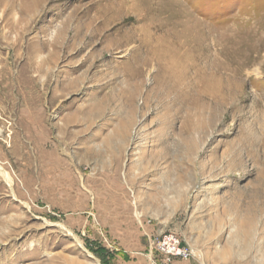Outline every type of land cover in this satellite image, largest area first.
Masks as SVG:
<instances>
[{"label": "rangeland", "instance_id": "rangeland-1", "mask_svg": "<svg viewBox=\"0 0 264 264\" xmlns=\"http://www.w3.org/2000/svg\"><path fill=\"white\" fill-rule=\"evenodd\" d=\"M29 1L0 14V264H264V0Z\"/></svg>", "mask_w": 264, "mask_h": 264}, {"label": "bare ground", "instance_id": "bare-ground-1", "mask_svg": "<svg viewBox=\"0 0 264 264\" xmlns=\"http://www.w3.org/2000/svg\"><path fill=\"white\" fill-rule=\"evenodd\" d=\"M29 2H31V4L32 3H35V2H37L36 0H30ZM38 3V2H37ZM16 4H17V0H0V14H1V20L2 21H6L5 23H6V26H9V27H11V28H18L19 29V26H17V25H20V23H21V21L22 20H24L23 19V17L21 16V15H19V13H18V11H17V9H16ZM29 11H30V9H29ZM35 12H36V9H35ZM32 13V12H31ZM33 15V14H32ZM29 16H30V14H29ZM28 19H30L29 17H28ZM70 22V21H69ZM26 25V24H25ZM29 25V24H28ZM27 25V27L26 28H29V26ZM73 28V27H72ZM66 29V28H65ZM77 29V28H76ZM79 29V28H78ZM5 31V30H4ZM80 31H81V29H80ZM80 31H75V34L73 35V37L71 38L72 40H73V38H75V37H78V35H80V34H82V33H80ZM83 31V30H82ZM72 32V31H71ZM87 33V32H86ZM86 33H85V36H86ZM61 34V33H60ZM67 34V33H66ZM98 34L97 33H91V35H90V37H89V41L87 42V44L86 45H89V44H91V45H93L92 43L95 41L94 39L96 38V36H97ZM59 36H61V35H59ZM84 36V37H85ZM109 38V37H108ZM72 40H70V42L72 43ZM82 40V39H81ZM74 41V40H73ZM80 41V40H79ZM101 41H102V39H101ZM104 41V40H103ZM64 42H65V40H64ZM70 42H69V44H70ZM57 43V42H56ZM69 44H67V46H66V48H69L71 45H69ZM57 45V44H56ZM75 45V44H74ZM55 46V45H54ZM39 47V46H38ZM38 47H37V49H38ZM42 47V46H41ZM70 50H72V46L70 47ZM111 49H110V45L109 44H105L102 48H101V51L102 52H107V51H110ZM58 51H59V49H58V47H56L54 50H53V52L52 53H50L49 55H46V56H48L47 57V59H41L40 60V58H41V56H39V60L37 59L38 58V56H37V58H36V56H33V57H31L30 59V63H31V68H32V66L34 67V68H38V70L40 71V75L42 76V74L41 73H43V72H41V71H44L45 69L43 68V63H49V64H52V63H54L55 61H57L56 59H57V54H58ZM91 51V50H90ZM36 52H38L37 50H36ZM35 52V53H36ZM66 54H69V50H66ZM36 55V54H35ZM45 56V55H44ZM96 56H98V54L96 53L95 54V52L94 51H91V52H89V54H88V56L86 57V60H85V62L84 63H89L88 65H87V68H86V70L85 71H83V74L82 75H80V76H77V77H64L63 78V87H62V91H63V94L62 95H64L65 93H67V92H69V91H71V90H76V89H78V87L80 86V84H82V83H85V81L84 80H87V82L89 83V82H92L93 81V78H89V77H87V74L88 73H90L91 72V70H92V68H94L93 66L95 65V59L97 58ZM36 60H38V61H36ZM44 69V70H43ZM46 71V70H45ZM62 71H64V70H61V71H58V73L56 74V76L58 77V78H60V74L62 73ZM48 73L50 74V75H52V73H51V71H50V69H49V71H48ZM91 74V73H90ZM116 79V78H115ZM58 80V79H57ZM48 81H50V80H48L47 79V81L45 82V85H47V83H48ZM58 82H60V80L58 81ZM57 83V82H56ZM60 84V83H59ZM124 91V89L123 88H119V89H116L115 88V90H113L110 94H107L106 96H107V104L109 105V106H112V105H116V107H119L118 106V104H117V100L118 99H120L121 98V93ZM54 100V99H53ZM105 103V102H104ZM119 109V108H118ZM99 112V111H98ZM97 112V113H98ZM101 113V112H100ZM99 113V114H100ZM95 114V113H94ZM0 172L3 174V176H5V178H6V181L9 183V185H10V187H12L13 186V177L11 176V174H10V171H8V170H6L5 168H4V166L2 165V163L0 162ZM14 189V188H13ZM100 264V263H99Z\"/></svg>", "mask_w": 264, "mask_h": 264}, {"label": "built area", "instance_id": "built-area-1", "mask_svg": "<svg viewBox=\"0 0 264 264\" xmlns=\"http://www.w3.org/2000/svg\"><path fill=\"white\" fill-rule=\"evenodd\" d=\"M159 250L168 259L180 258L189 260L194 257V251L182 244L180 238L173 233L165 234L159 242Z\"/></svg>", "mask_w": 264, "mask_h": 264}]
</instances>
